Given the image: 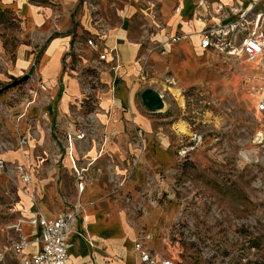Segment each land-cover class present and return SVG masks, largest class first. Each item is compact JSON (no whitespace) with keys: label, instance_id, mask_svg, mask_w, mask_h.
I'll return each instance as SVG.
<instances>
[{"label":"crops","instance_id":"obj_1","mask_svg":"<svg viewBox=\"0 0 264 264\" xmlns=\"http://www.w3.org/2000/svg\"><path fill=\"white\" fill-rule=\"evenodd\" d=\"M99 1L102 11L110 9L109 0ZM199 1L127 0L118 5L119 19L103 15L108 25L92 17L86 0H0V158L33 173L28 191L41 195L45 187L38 203L34 196L17 206L19 214L30 217L37 205L54 217L71 204H82L68 240V264H141L135 244L144 233L152 235L151 250L165 255L163 245L171 240L180 204L163 200L165 186L156 176L166 152L162 140L172 131L166 125L170 117L150 114L142 93L153 88L184 107L190 89L221 81L222 75L213 76L215 51L201 47L205 22L197 13H205ZM131 12L140 15L127 19ZM181 34L186 37L172 41ZM89 37L100 40L104 49L117 48V70L111 53L100 62L88 49ZM80 48L93 57L92 69L101 81L91 88L72 75L75 69L65 68ZM25 76V82L15 84ZM40 81L47 91L25 109L27 95L16 90ZM180 123L187 133L179 131V123L178 132L190 135L187 123ZM61 167L82 170L83 191L74 174L76 184H62L63 194L58 193ZM113 170L121 176L131 171L132 179L110 181ZM142 172L155 176L153 181L141 180ZM8 216L10 222L17 217ZM24 229L29 235L39 231ZM37 250L33 244L28 253Z\"/></svg>","mask_w":264,"mask_h":264},{"label":"rangeland","instance_id":"obj_2","mask_svg":"<svg viewBox=\"0 0 264 264\" xmlns=\"http://www.w3.org/2000/svg\"><path fill=\"white\" fill-rule=\"evenodd\" d=\"M86 1L92 17L109 25L103 15L119 19V6L127 0H109L110 9L103 11L99 0ZM131 14L126 18L140 15ZM91 57L81 50L65 65L67 71H77L71 74L84 88L101 82L92 69ZM213 57V76L222 75L220 82L190 89L188 98L184 95V107L167 98V109L150 113L170 117L166 125H171L172 134L162 140L166 152L156 177L165 186L163 200L180 204L170 227L171 240L163 245L164 257L177 264H264V112L258 110L261 92L254 87L260 73L245 56L214 52ZM26 86L24 83L15 93L20 95ZM70 114L76 116V110ZM183 121L190 135L178 132L177 123ZM17 165L10 164L0 172V264H15L10 246L16 234L7 227L12 219L8 216L10 206H20L23 200L32 202L34 196L38 203L44 196L42 185L41 195L27 190ZM98 173L102 175V171ZM58 174L56 188L62 195V184L75 185L77 173L74 168L61 167ZM132 174L121 176L113 170L109 180H130ZM140 174L147 182L155 177Z\"/></svg>","mask_w":264,"mask_h":264},{"label":"built area","instance_id":"obj_3","mask_svg":"<svg viewBox=\"0 0 264 264\" xmlns=\"http://www.w3.org/2000/svg\"><path fill=\"white\" fill-rule=\"evenodd\" d=\"M258 6H262L257 9ZM205 15L197 13L199 20L205 22L201 31V47L217 53H224L231 57L245 56L256 67L260 77L254 80V87L261 92L258 110L264 112V0H248L242 4L239 0H200L197 4ZM186 34L174 36L172 41L185 38ZM86 46L98 55L100 62L107 61L111 53L113 69L119 68L117 48L104 49V44L95 37L86 40ZM256 78V77H255ZM253 82V81H252ZM116 89V83L112 84ZM48 87L42 81L31 85L25 90V109L36 104L40 99V91H47ZM78 138L84 137L79 134ZM72 139L69 136V139ZM4 159L0 158V172L9 168ZM24 185L32 182L33 173L23 165H17ZM80 179L79 190L84 189L82 172H77ZM35 200V198H34ZM83 206L81 203L71 204L63 208L57 216H47L37 205L30 217L19 214L16 205L10 206L8 215H17L14 221L7 224L8 229L15 232L10 251L15 264H68V240L74 228V223L81 217ZM38 229V233L29 235L24 226ZM152 235L144 233L135 244V250L140 253L141 264H177L168 257H159L148 246ZM38 245V250L28 253L31 245Z\"/></svg>","mask_w":264,"mask_h":264},{"label":"water","instance_id":"obj_4","mask_svg":"<svg viewBox=\"0 0 264 264\" xmlns=\"http://www.w3.org/2000/svg\"><path fill=\"white\" fill-rule=\"evenodd\" d=\"M29 76H25L15 82V84L25 82ZM142 101L150 111H163L167 109V102L164 97L153 88H146L142 93Z\"/></svg>","mask_w":264,"mask_h":264},{"label":"bare ground","instance_id":"obj_5","mask_svg":"<svg viewBox=\"0 0 264 264\" xmlns=\"http://www.w3.org/2000/svg\"><path fill=\"white\" fill-rule=\"evenodd\" d=\"M255 76V75H254ZM261 94V93H260ZM264 94V93H263ZM186 102V101H185ZM181 103L184 104V100L181 99ZM178 128H179V131L182 132V133H187V127L184 123H180L179 122V125H178ZM177 128V129H178ZM244 155V154H243ZM74 233V232H73Z\"/></svg>","mask_w":264,"mask_h":264}]
</instances>
